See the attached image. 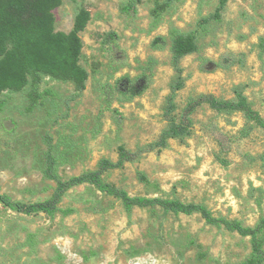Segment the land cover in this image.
Returning <instances> with one entry per match:
<instances>
[{"label": "rangeland", "instance_id": "rangeland-1", "mask_svg": "<svg viewBox=\"0 0 264 264\" xmlns=\"http://www.w3.org/2000/svg\"><path fill=\"white\" fill-rule=\"evenodd\" d=\"M127 1L58 0L52 8L54 31L65 34L79 9L88 10L79 58L88 78L80 96L73 82L46 75L0 95L2 193L23 202L52 194L54 182L42 175L48 142L67 179L103 158L115 161L120 146L135 150L156 140L166 126L177 35L194 34L197 47L180 62L177 116L200 94L229 100L241 87L264 118V0H228L218 17L220 0H139L130 14ZM142 74L148 82L140 95L120 94L121 78ZM192 119L188 137L106 172L104 181L130 196L202 204L216 217L253 226L264 216V130L244 135L240 113L206 104ZM59 207L63 212L49 217L0 206V264H241L250 253L248 238L198 214L127 213L89 185L69 190Z\"/></svg>", "mask_w": 264, "mask_h": 264}, {"label": "trees", "instance_id": "trees-1", "mask_svg": "<svg viewBox=\"0 0 264 264\" xmlns=\"http://www.w3.org/2000/svg\"><path fill=\"white\" fill-rule=\"evenodd\" d=\"M138 1L128 0L123 11L128 14L135 12ZM167 1L172 2V0ZM227 1H219L213 16L220 15ZM57 2L58 0H6L5 2L0 0V95L3 92L21 91L28 85L29 79L37 82L40 75L73 82L77 96L84 91L88 75L79 65L82 49L80 33L85 29L90 14L87 9L81 7L75 16L71 31L68 34L56 32L52 25L51 10ZM195 41L194 34L177 35L172 43L171 63L175 78L165 99L163 117L166 126L156 140L135 150H127L120 146L115 161L103 158L99 160L94 170L67 179L61 178L58 174L57 159L48 142L44 153L45 166L42 175L45 179L54 182L52 194L43 201L23 202L2 193L0 186V206L25 216L42 213L54 217L57 213L63 212L59 205L69 190L81 185H89L98 192L119 200L127 213L139 208L158 209L164 215L198 214L207 225L248 238L250 253L241 264H264V216L253 226H244L239 221L214 216L202 204L186 203L176 198L130 196L126 191L116 188L103 179L106 172L120 169L126 163L134 162L144 153L161 152L170 140L188 137L193 128L192 115L203 104L221 114L240 113L248 123L242 131L244 135L255 127L264 130V118L252 108L241 87L234 88V97L229 100L200 94L190 99L181 113L176 115L175 99L177 92L184 86L180 62L184 56L197 50ZM224 64L219 66L228 65ZM147 82L146 74L134 80L123 77L119 80L118 89L124 96H138L147 88Z\"/></svg>", "mask_w": 264, "mask_h": 264}]
</instances>
